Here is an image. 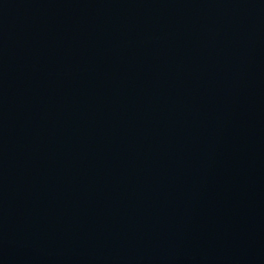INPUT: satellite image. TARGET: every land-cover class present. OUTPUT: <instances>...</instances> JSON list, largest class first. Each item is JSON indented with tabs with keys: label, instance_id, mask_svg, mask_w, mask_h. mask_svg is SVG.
Segmentation results:
<instances>
[{
	"label": "water",
	"instance_id": "95a60500",
	"mask_svg": "<svg viewBox=\"0 0 264 264\" xmlns=\"http://www.w3.org/2000/svg\"><path fill=\"white\" fill-rule=\"evenodd\" d=\"M0 264H264V0H0Z\"/></svg>",
	"mask_w": 264,
	"mask_h": 264
}]
</instances>
